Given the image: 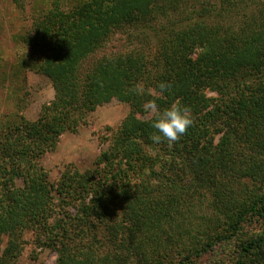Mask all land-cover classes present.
I'll return each mask as SVG.
<instances>
[{"label": "trees", "instance_id": "16d2710c", "mask_svg": "<svg viewBox=\"0 0 264 264\" xmlns=\"http://www.w3.org/2000/svg\"><path fill=\"white\" fill-rule=\"evenodd\" d=\"M67 3L33 1L29 27L13 37L26 50L13 70L20 89L30 68L54 95L34 121L21 98L0 117V264L29 231L55 264H192L252 221L260 233L230 264H264V0ZM162 82L171 88L157 95ZM112 100L129 112L99 155L84 171L68 164L52 185L42 157ZM149 100L191 109L192 126L170 147L152 144Z\"/></svg>", "mask_w": 264, "mask_h": 264}, {"label": "rangeland", "instance_id": "374dc122", "mask_svg": "<svg viewBox=\"0 0 264 264\" xmlns=\"http://www.w3.org/2000/svg\"><path fill=\"white\" fill-rule=\"evenodd\" d=\"M43 6L52 0H0V117L16 113V103L21 102V115L24 119L34 121L37 119L43 106L53 99V89L49 81L34 73L30 68L24 71L23 84H17L14 77V67L19 65L24 49L14 42L13 37L23 34L29 27L33 15L34 4ZM72 0H62L63 4ZM123 42H111L110 49L121 47ZM22 77V78H23ZM129 112L127 104L112 100L96 107L87 115L75 134L65 133L60 136L55 151L42 157L40 164L47 172L49 182L56 185L60 174L68 164H73L84 171L99 155V141L108 132L115 129L120 121ZM104 147V146H102ZM15 185L22 189V182ZM260 233V224L256 221L247 223L241 232L231 241L218 245L212 251L192 262V264H230L236 256L239 245L246 240L254 238ZM34 233L26 232L19 255L10 264H55L54 250L41 247L34 238ZM6 239L2 238L0 244L4 247ZM14 262V263H13Z\"/></svg>", "mask_w": 264, "mask_h": 264}, {"label": "clouds", "instance_id": "9594fccd", "mask_svg": "<svg viewBox=\"0 0 264 264\" xmlns=\"http://www.w3.org/2000/svg\"><path fill=\"white\" fill-rule=\"evenodd\" d=\"M158 88L159 92L156 94L162 95L165 91L170 90L171 85L162 82L158 85ZM132 91L139 96L144 93V87L142 84H137ZM142 107L145 111L155 114L152 127L156 131L150 136L153 145H159L166 141L170 147L193 124L191 109L179 103L172 104L170 107L161 111L154 100H149Z\"/></svg>", "mask_w": 264, "mask_h": 264}]
</instances>
